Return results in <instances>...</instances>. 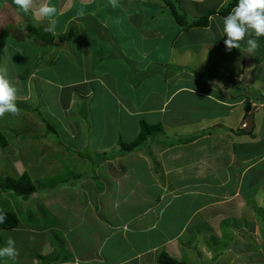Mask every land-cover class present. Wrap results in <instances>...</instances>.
Listing matches in <instances>:
<instances>
[{"label":"crops","instance_id":"0c3cea01","mask_svg":"<svg viewBox=\"0 0 264 264\" xmlns=\"http://www.w3.org/2000/svg\"><path fill=\"white\" fill-rule=\"evenodd\" d=\"M205 1L179 0L180 11H191L189 23L229 2L200 12ZM43 2L34 0L33 7ZM95 2H102L100 15L91 6ZM124 2L133 6L51 0L59 5L57 19L70 13L64 29L72 34L61 41L56 35H65L63 30L46 44L27 29L47 20L18 14L12 0H0V66L17 89L18 108L0 116L8 141L0 159L34 184L42 181L27 198L1 192L13 195L20 219L11 229L13 239L31 232L42 258L61 251L62 236V252L69 254H55L47 264H160L161 253L187 264H216L220 258L241 264L238 257L244 264H264L263 241L255 250L243 236L251 228L262 240L256 217L264 215V65H258L264 37L253 54L244 53L243 42L229 52L220 14L207 27L184 29L165 0ZM115 7L126 11L121 22L128 19L135 36L125 35L114 20ZM81 9L91 18L81 19ZM94 20L107 26L109 36L106 47L94 50L95 63H87L88 45L99 38L82 37L84 53L73 45V33L77 22ZM251 112L254 128L246 134ZM142 120L161 124L163 133L121 153L119 141L134 140ZM93 156L97 173L89 186L85 158ZM26 203L27 214L20 209ZM45 210L52 215L48 224L37 217ZM199 234L218 238L224 249H199L193 240ZM239 243L242 250L234 251Z\"/></svg>","mask_w":264,"mask_h":264},{"label":"rangeland","instance_id":"374dc122","mask_svg":"<svg viewBox=\"0 0 264 264\" xmlns=\"http://www.w3.org/2000/svg\"><path fill=\"white\" fill-rule=\"evenodd\" d=\"M105 1H107V3L105 5H109L111 7H113V6L110 5V3L111 4H115L116 6L117 5H120L122 3V5H124L125 7H129V8L133 6L132 5L133 3H126V2H124V0L118 1V4H116V0H105ZM172 1L177 5V7L179 8V10L180 9L182 10V8H184L182 5H181L182 8L180 7L179 0H177V1L176 0H172ZM218 1L219 0H215V1L214 0H206L204 4L202 3L200 5V7H199L198 10L200 12H204V9L205 8H209L208 6H212L214 4H217L215 2H218ZM184 2H185V5H188V3H189V1H184ZM54 5L56 7H59V5L58 6L56 4H54ZM96 5L98 6L97 11H98V13L100 15L102 13V9L100 8V6L102 5V2H100V3L99 2H95V3H92L91 4V6H93V7L96 6ZM204 5H205V7H204ZM146 9H148V7H146ZM187 10H188L187 13L181 11V13H184L186 15V17H188L191 14V11H189L188 8H187ZM125 14H126V11H123L122 12L121 11V8H119V7H115V10H112L111 11V15L113 16L114 20H116V21H118V22L121 23V28H122V26H124V28L121 29L124 32V34L125 35H129V36H133V35L135 36V34L132 35V33H131L132 32L131 30L133 29V26H132V24H130V21L128 19H126V20H124L125 21L124 24H122V22H121L123 20V16ZM69 15H70V13L65 12V14H61L59 16V17H62V18L57 19L56 33L63 32V30L66 33L68 32L69 29L66 31V29H64V25L67 22L66 16H69ZM94 15H97V14H95L93 12V16ZM159 15L160 16H163V13H160ZM197 17L199 18L200 16H197ZM89 18H91L90 15H89V17L87 16L86 18L83 16V18H81V19H89ZM95 18L96 17L94 16L93 19H95ZM38 19L39 18L34 19V20H38ZM43 23L48 24L47 21H41L39 23L41 25L36 26V27H33V29H31V28L30 29H27L28 30V33L29 32H33L34 29H35L34 31H37L40 28L41 29L40 30L41 32H39V33L42 34V32H43L42 29L45 31V29L47 27L46 25H43ZM147 23H148V20H147ZM77 24H78L77 25L78 28L77 29H74V33H73V36L75 35V41H74V44L73 45L77 49L80 48L82 52L85 51L84 50V47H82V45H81V41H82V39L84 37H86V38H94V39H95V37L99 38V41H94L93 40L91 42L90 47L88 45V49H87V52L88 53H87L86 58H85V62L89 63L91 61V62H94L95 63L96 53H94V50L99 51L100 47H106L105 45H103V42H104L105 38L109 36V34H108V30L109 29H105V27H107V26L103 25V22L102 21L98 22L96 20H94L93 22L92 21H81V23L77 22ZM74 25H76V24H74ZM57 36L59 37V35H56V37ZM57 43H58V41H57ZM24 45L27 46V47L29 46L27 42H25ZM109 48L112 49V46H109ZM92 51H93V53H92ZM261 52L264 53V49ZM261 57L264 59V57L262 55H261ZM261 64L264 65V61L262 63H258L259 66ZM234 90H237V89H234ZM239 91L240 90H237V92H239ZM249 93H250V91H249ZM253 95L254 94H252V93L250 94V96H251L252 99H253ZM263 143H264V140H263ZM85 160H86V168L88 170L85 173V174L88 175V178L85 179V181L87 180L86 181V182H88L87 185L92 186L93 185L92 179H93L95 173H97L96 172L97 167H95V164L97 165L98 164V161H97L96 157H94V156L92 158H89V159H86L85 158ZM94 171H95V173H94ZM0 175H2V176H13L14 178H17V177H20L21 176V174H18V172H16V170L13 171V169L11 168V166H9V162L5 158L0 159ZM51 182H52V179H48V180H45L44 181V183H46V184L51 183ZM35 184H36L37 188L41 189V185H42V181L41 180H39V181L36 180V183ZM1 192L2 191L0 190V209H6V210H9L10 209L12 211L16 210V207H14V205L11 202V198L13 197V195H10V197H11L10 198V197H7L5 194L2 195ZM28 207H30V204H28V203H26L25 205L24 204H21L20 205V209L22 208V211L24 213H26V214H27V211H28L27 210ZM31 210L32 209L30 208V212H31ZM45 211L46 212H38L37 213V217L40 219L41 222H43L45 224H48L49 221H51V219H52V215L49 212H47V210H45ZM46 215H48V219H47ZM261 216H264L263 215V212H262V214L261 213L258 214L256 218L259 219L257 221V224H258V227H259L260 231H262V240H259V238H256L255 233L250 232L251 231V228H250L249 231H243L244 232L243 233L244 234L243 236H245L244 243H247L248 242V245L247 246L248 247H251L252 249H255V250H257L258 249V246H260L259 245L260 244L259 241L261 243L263 241L262 244H263V247H264V219L261 222L260 220H262V218H263ZM23 217H26V216L23 215ZM46 220H48V221H46ZM251 224H254V223L251 222L250 225ZM261 224H262V226H261ZM15 236H16V233L13 232V231H11V230L10 231H7V230L0 229V247L6 246L7 239L9 237L15 238ZM46 237L47 236H45V238ZM31 238H32V233L30 232V233H28V234H26L24 236H21L18 239H16V248L18 250V255L15 258L2 257V258H0V262H2V264H37V263L34 262V260L36 259V256H37V259L38 258L40 259V260L38 259V262L40 264H47L48 263L47 260L50 259V261H51L52 257L55 254H59L61 258H63L64 256H66V254H69L67 250L64 253L62 252V250H63V242L64 241H63V237L62 236L61 237L58 236V238L61 241L60 242V247H61L60 249H61V251L57 250L54 253L47 255V257L46 256H43L41 258L40 256H38V251L36 249L35 243H33V241L31 240ZM210 238L211 237H204V235H202V234L200 235L199 234L198 240H196V237L195 236H194V239L193 240L197 244H199V249H200V247L203 246V244H206V245L209 244V247L210 248L224 249V248H222L220 246V240H218V238H211V239ZM225 241L227 242V240H225ZM225 244H227V243H225ZM242 247H243V244L242 243H239L238 244V248L236 249V247H233V249H234V251L235 250H239L240 251V250H242ZM231 255L234 256V254H231ZM237 261H241V264H244L243 263L244 259L241 260L240 257L237 258ZM263 261H264V254H263ZM216 264H229V263H228V260H225L224 261L223 258H220L216 262Z\"/></svg>","mask_w":264,"mask_h":264},{"label":"clouds","instance_id":"9594fccd","mask_svg":"<svg viewBox=\"0 0 264 264\" xmlns=\"http://www.w3.org/2000/svg\"><path fill=\"white\" fill-rule=\"evenodd\" d=\"M12 2L18 14H31L33 19L47 20L48 26L45 31L56 34L58 9L51 3V0H44L39 7L35 8L33 7L34 0H12ZM77 15L84 16V10L81 9ZM222 23L220 32L221 37H227L224 40L227 51L230 52L234 48L240 49L241 42H243L244 53H255L260 47L259 38L264 37V0H238L229 14L222 18ZM247 75L248 73L244 71L240 73L239 78L244 80ZM16 94L17 89L11 82L8 69L0 66V116L5 113H17ZM246 127L247 122L243 124V128L248 131ZM6 218V214L0 212V224H3ZM17 255L16 241L9 237L6 246L0 247V258H15Z\"/></svg>","mask_w":264,"mask_h":264},{"label":"trees","instance_id":"16d2710c","mask_svg":"<svg viewBox=\"0 0 264 264\" xmlns=\"http://www.w3.org/2000/svg\"><path fill=\"white\" fill-rule=\"evenodd\" d=\"M165 3L168 5L170 13L177 25L184 29H189L193 27H207L210 23L211 16L215 14L226 16L236 6L238 0H229V2L226 5L222 6L220 9H211L191 23L186 20L185 14L181 13L177 5L172 0H165ZM34 30L33 32H31V34L33 33L34 37H41L46 44H52L54 42L55 37L51 32L44 31L42 29L44 33L42 32L41 34L39 33L41 32L40 28L38 29L39 31ZM71 34L72 33H66L65 35H60L59 39L63 41L66 38L70 37ZM49 129L54 131V127L52 126H49ZM243 132L246 134L252 133V131L248 132L246 130H243ZM161 133H163V126L161 124H149L146 121L142 120L140 123L139 135L134 140L130 142H125L123 140L119 141L120 152L124 154L134 152L142 147L149 137H156ZM190 139L191 138H187V140H185L189 141ZM7 144V138L0 130V150L5 148ZM0 190L3 192H11L17 196L27 198L30 194L36 191V186L27 173L22 174L18 178L0 175ZM0 212L5 213L7 217L5 222L3 224H0V229L11 230L16 228L20 224V219L14 211L0 209ZM158 260L160 264H187L186 262H181L170 257L166 253H161Z\"/></svg>","mask_w":264,"mask_h":264},{"label":"water","instance_id":"95a60500","mask_svg":"<svg viewBox=\"0 0 264 264\" xmlns=\"http://www.w3.org/2000/svg\"><path fill=\"white\" fill-rule=\"evenodd\" d=\"M253 128H254V113L251 112L250 115H249V118L247 120V127H246V129L248 131H251V130H253Z\"/></svg>","mask_w":264,"mask_h":264}]
</instances>
